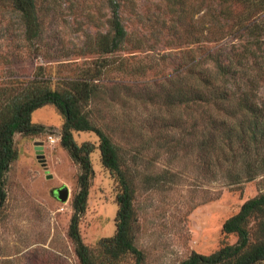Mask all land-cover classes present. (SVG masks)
I'll use <instances>...</instances> for the list:
<instances>
[{
  "label": "rangeland",
  "instance_id": "obj_1",
  "mask_svg": "<svg viewBox=\"0 0 264 264\" xmlns=\"http://www.w3.org/2000/svg\"><path fill=\"white\" fill-rule=\"evenodd\" d=\"M111 1L36 0L40 35L31 41L23 40L17 13L0 4V89L37 78L62 90L66 80L90 76L106 61L104 87L87 110L122 157L133 191V244L142 253L140 264H180L192 252L212 254L236 242L221 226L246 200L264 194V176L230 184L227 165L213 166L198 155L200 140L188 135L189 108L174 109L171 116L161 96L163 80L178 79L179 69L210 47L205 39L210 0H115L127 39L120 51L105 55L97 44L100 36L112 35ZM197 31H203L199 38ZM144 78L158 80L149 93L130 84ZM257 92L264 100L262 83ZM179 112L183 121L177 123ZM31 122L40 132L13 137L17 159L5 176L0 264H79L68 227L80 167L60 145L63 117L54 107L33 112ZM50 136L57 139L54 144ZM73 139L95 146L86 209L78 219L82 243L95 247L115 233L119 186L100 163L98 138L73 132ZM62 187L68 189L64 203L53 195ZM253 225L248 229L254 240ZM119 263L135 264V259L128 254Z\"/></svg>",
  "mask_w": 264,
  "mask_h": 264
},
{
  "label": "trees",
  "instance_id": "obj_2",
  "mask_svg": "<svg viewBox=\"0 0 264 264\" xmlns=\"http://www.w3.org/2000/svg\"><path fill=\"white\" fill-rule=\"evenodd\" d=\"M0 4L17 13L23 40L39 37L36 0H0ZM210 4L205 14V39L210 47L192 56L177 71L178 79L163 80L161 96L165 107L172 110L171 116L176 113L174 109L189 108L187 116L193 127L188 135L200 140L198 155L203 154L213 166L227 165L230 184L249 182L264 176V100L257 92L259 84L264 85V0H210ZM110 5L112 35L100 36L97 44L98 51L105 55L120 51L127 39L119 17V4L112 0ZM197 32V38L203 35V31ZM105 63L101 61L90 76L66 80L62 90L52 89L37 78L0 89V211L6 200L5 176L17 159L13 137L16 133L40 132L41 128L31 122V114L52 106L63 117L60 145L81 170L68 227L79 264H120L128 254L134 257L135 264H140L142 253L133 244V191L125 176L122 157L103 131L105 127L92 119L87 110L99 88L104 87ZM157 81L144 78L132 80L130 84H134L133 88L143 86L149 93ZM107 82L125 87L120 81ZM174 118L177 123L183 121L180 112ZM73 132H92L98 138L100 163L119 186L115 233L100 239L95 247L82 243L78 228V219L86 209L93 174L90 155L95 146L90 142L77 144ZM251 222L254 240L248 229ZM221 232L235 235L236 242L209 255L192 252L180 264L264 263V194L246 200L236 214L223 222Z\"/></svg>",
  "mask_w": 264,
  "mask_h": 264
},
{
  "label": "water",
  "instance_id": "obj_3",
  "mask_svg": "<svg viewBox=\"0 0 264 264\" xmlns=\"http://www.w3.org/2000/svg\"><path fill=\"white\" fill-rule=\"evenodd\" d=\"M40 144H42V143H40ZM41 148H42L41 145H36L34 150H35V155H36L38 162L40 164L44 165V159L42 156ZM53 195L58 201H60L61 203H64L68 199V189L66 187L56 189V190H54Z\"/></svg>",
  "mask_w": 264,
  "mask_h": 264
},
{
  "label": "built area",
  "instance_id": "obj_4",
  "mask_svg": "<svg viewBox=\"0 0 264 264\" xmlns=\"http://www.w3.org/2000/svg\"><path fill=\"white\" fill-rule=\"evenodd\" d=\"M48 140H49V142H50L51 144H54V143L56 142L57 139L54 138V137H51V136H50Z\"/></svg>",
  "mask_w": 264,
  "mask_h": 264
}]
</instances>
